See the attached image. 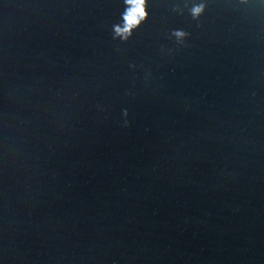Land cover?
<instances>
[{
	"label": "water",
	"instance_id": "water-1",
	"mask_svg": "<svg viewBox=\"0 0 264 264\" xmlns=\"http://www.w3.org/2000/svg\"><path fill=\"white\" fill-rule=\"evenodd\" d=\"M0 264H264V0H0Z\"/></svg>",
	"mask_w": 264,
	"mask_h": 264
}]
</instances>
